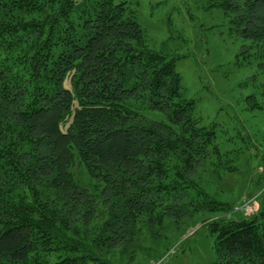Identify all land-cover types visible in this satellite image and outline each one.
<instances>
[{
    "label": "trees",
    "instance_id": "trees-1",
    "mask_svg": "<svg viewBox=\"0 0 264 264\" xmlns=\"http://www.w3.org/2000/svg\"><path fill=\"white\" fill-rule=\"evenodd\" d=\"M209 3L248 42L244 58L264 60V0ZM175 58L126 0H0V264L148 261L199 213L214 264H264V188L246 215L212 181L250 149L264 177V130L220 140Z\"/></svg>",
    "mask_w": 264,
    "mask_h": 264
},
{
    "label": "rangeland",
    "instance_id": "rangeland-1",
    "mask_svg": "<svg viewBox=\"0 0 264 264\" xmlns=\"http://www.w3.org/2000/svg\"><path fill=\"white\" fill-rule=\"evenodd\" d=\"M126 1L149 45L176 56L175 69L180 73L185 96L194 101V116L200 123L216 124L220 140L244 129L255 142L261 141L264 111L247 110L245 97L254 94L264 104V66L259 65L264 60L252 54L244 58L246 53L241 50L248 42L234 31L223 10L209 5V0ZM249 153L241 154L235 171L212 177L222 199L232 202L254 199L252 210L241 212L246 215L255 212V197L264 188L258 158L252 149ZM76 176L86 185L81 173L76 172ZM241 213L229 216L238 218ZM208 216L195 214L183 224L179 235L176 231L169 234L165 253L171 249L174 252L168 253L165 264H214V234L203 224ZM138 258L139 262L134 264H147L151 260H143L142 255Z\"/></svg>",
    "mask_w": 264,
    "mask_h": 264
},
{
    "label": "built area",
    "instance_id": "built-area-1",
    "mask_svg": "<svg viewBox=\"0 0 264 264\" xmlns=\"http://www.w3.org/2000/svg\"><path fill=\"white\" fill-rule=\"evenodd\" d=\"M253 200L254 199L243 198L238 205L234 206V210H240L241 209L244 213H248L247 211H251L253 206H254V204H252ZM254 203H255V201H254ZM256 209L257 208L255 207V210ZM169 252H174V249H171ZM168 253H165V254L161 255L160 257H158V258L151 259L147 264H165L166 257L168 255Z\"/></svg>",
    "mask_w": 264,
    "mask_h": 264
}]
</instances>
